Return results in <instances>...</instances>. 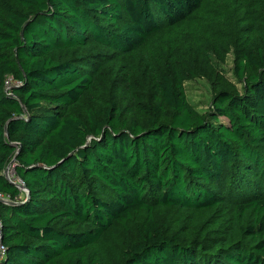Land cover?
<instances>
[{"label": "trees", "instance_id": "1", "mask_svg": "<svg viewBox=\"0 0 264 264\" xmlns=\"http://www.w3.org/2000/svg\"><path fill=\"white\" fill-rule=\"evenodd\" d=\"M0 195V264H264V0H0Z\"/></svg>", "mask_w": 264, "mask_h": 264}, {"label": "rangeland", "instance_id": "2", "mask_svg": "<svg viewBox=\"0 0 264 264\" xmlns=\"http://www.w3.org/2000/svg\"><path fill=\"white\" fill-rule=\"evenodd\" d=\"M223 70L226 73L227 77L233 81L236 82L235 76H234V57L232 55H229L228 62L225 66H223ZM187 94L190 103L201 113H206L210 107L211 104V87L209 82L201 77L194 81H191L187 84ZM223 123H228L227 120L222 119ZM15 166H13L10 170L9 176L12 180H15V174H14ZM16 183L19 185H22L21 182L16 179Z\"/></svg>", "mask_w": 264, "mask_h": 264}, {"label": "built area", "instance_id": "3", "mask_svg": "<svg viewBox=\"0 0 264 264\" xmlns=\"http://www.w3.org/2000/svg\"><path fill=\"white\" fill-rule=\"evenodd\" d=\"M18 84L12 79V78H9L6 82V91L8 93H10L13 88L15 86H17ZM4 202V203H7L9 204L10 203V200L8 198H5L3 195H0V202ZM1 228H2V223H1V219H0V231H1ZM6 254V249L5 247L0 243V260L5 256Z\"/></svg>", "mask_w": 264, "mask_h": 264}, {"label": "water", "instance_id": "4", "mask_svg": "<svg viewBox=\"0 0 264 264\" xmlns=\"http://www.w3.org/2000/svg\"><path fill=\"white\" fill-rule=\"evenodd\" d=\"M16 161L17 159L14 158L11 163L9 164V166L7 167L6 171H5V177L7 178V180H9L10 182H12L18 189H20L21 191L25 192L27 194V197L30 198V193H29V190L24 186V185H19L18 183L16 182H13V180L10 178L9 176V173H10V170L13 166H15L16 164ZM45 168V167H43ZM47 169V168H45ZM10 204H13V203H10Z\"/></svg>", "mask_w": 264, "mask_h": 264}]
</instances>
